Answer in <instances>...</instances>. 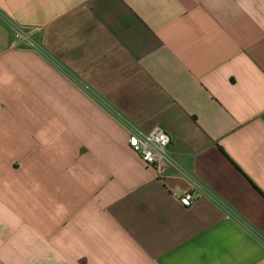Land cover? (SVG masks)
<instances>
[{"label":"crops","instance_id":"1","mask_svg":"<svg viewBox=\"0 0 264 264\" xmlns=\"http://www.w3.org/2000/svg\"><path fill=\"white\" fill-rule=\"evenodd\" d=\"M0 264H264V0H0Z\"/></svg>","mask_w":264,"mask_h":264},{"label":"built area","instance_id":"2","mask_svg":"<svg viewBox=\"0 0 264 264\" xmlns=\"http://www.w3.org/2000/svg\"><path fill=\"white\" fill-rule=\"evenodd\" d=\"M13 27L17 40L30 39L29 34L20 27ZM127 125L130 130L129 146L141 156L146 164L154 166L158 175L163 176L168 169L175 168L179 173L190 179L192 189L184 193L180 198L184 205L190 206L200 195L209 194L208 189L198 179L183 169L171 156L169 145L172 142V136L164 127L156 126L151 131L146 132L132 123L128 122Z\"/></svg>","mask_w":264,"mask_h":264}]
</instances>
